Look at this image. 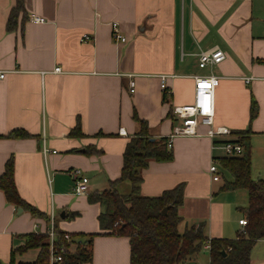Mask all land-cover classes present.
<instances>
[{
    "label": "crops",
    "instance_id": "0c3cea01",
    "mask_svg": "<svg viewBox=\"0 0 264 264\" xmlns=\"http://www.w3.org/2000/svg\"><path fill=\"white\" fill-rule=\"evenodd\" d=\"M24 1L25 13L8 30L16 0H0V72H6L0 77V179L12 158L20 196L44 215L9 202L0 186V261H34L39 247L14 252L25 244L23 235L58 228L100 233L92 261L84 264H131L130 237L101 229V204L75 193L73 170L89 178L90 191L109 188L121 176L140 120L152 139L169 137L177 124L174 106L194 100L196 75L221 77L215 124L232 133L212 139L205 126L202 135L177 136L172 160H150L142 169L140 192L158 196L183 184L181 232L205 222L208 238L237 237L249 195L221 189L229 175L219 157L227 156L223 144L234 141L236 131L250 129L252 176L264 178V0ZM32 14L45 21L30 20ZM114 25L126 41L114 37ZM216 46L226 59L201 68L199 54ZM253 101L258 112L251 118ZM15 129L29 135L8 136ZM214 160L219 180L210 171ZM118 186L131 190L129 181ZM204 250L210 264V249ZM250 264H264V238Z\"/></svg>",
    "mask_w": 264,
    "mask_h": 264
},
{
    "label": "trees",
    "instance_id": "16d2710c",
    "mask_svg": "<svg viewBox=\"0 0 264 264\" xmlns=\"http://www.w3.org/2000/svg\"><path fill=\"white\" fill-rule=\"evenodd\" d=\"M25 11V1L16 0V6L8 19V30L15 29L19 13ZM25 17L28 18L26 14ZM257 112L258 105L253 101L251 118H254ZM140 121L139 132L128 141L124 150L121 176L111 181L109 188L90 191L88 194L91 203L101 204L102 210L99 215L101 229L106 233L130 237L131 264H192L208 240L211 243L210 264H250L255 243L264 238V178L255 179L252 176L251 130L235 132L237 137L233 142L243 146L241 154L219 157L221 167L229 175L221 189L248 191L249 203L245 207H240L245 212L248 223L235 238H208L205 234V222L187 227L183 232L179 230L182 218L178 210L184 201L183 184L158 196L141 194L142 169L150 160H172L173 153L168 146V137L152 139L147 122ZM74 129L79 130L80 125ZM28 135L27 131L21 129H15L8 134L10 137ZM86 151L91 153L99 150L87 148ZM123 181L131 183L129 192H122L119 189L118 185ZM0 186L9 202L23 207L35 216L44 215L41 210L20 196L15 183L12 158L7 162L6 169L1 175ZM167 206L169 208L164 212ZM55 233V246L59 252H63L62 260L57 264H84L92 261L93 239L100 233H68L58 228H55ZM23 236L26 239L25 244L14 249V252L39 247L37 258L31 262L20 263H16L12 258L8 263L0 261V264H50L49 234L32 232ZM73 243L76 247L70 250ZM223 251H226V254Z\"/></svg>",
    "mask_w": 264,
    "mask_h": 264
},
{
    "label": "built area",
    "instance_id": "2783aa9c",
    "mask_svg": "<svg viewBox=\"0 0 264 264\" xmlns=\"http://www.w3.org/2000/svg\"><path fill=\"white\" fill-rule=\"evenodd\" d=\"M30 20L36 22H44L45 18L32 14L29 17ZM114 37L117 40L126 41V36L122 35L118 25H114ZM84 39H91L90 35L85 34ZM227 57L226 52L219 46L214 47L211 50L202 51L199 54V65L201 68L219 64L224 61ZM56 71H61V67H56ZM6 72H0V77L3 78ZM166 76L163 75V87H166ZM221 77L215 74L210 75H196V87L194 100L191 103L184 105L174 106L173 113L174 119L177 124H175L173 131L168 137V146L172 148L174 139L177 136H198L202 135V127H207L206 135L212 139L218 138L224 135H230L232 133L231 129L226 126H218L215 124V115H216V89L220 83ZM250 78H248V81ZM135 82L131 81V90H135ZM121 132H126L124 129H121ZM223 148L227 155L235 156L243 152V146L238 142L225 141ZM44 152L47 153L48 149L45 148ZM217 161L214 160L210 166V171L213 173V178L219 180L221 178L219 173V167ZM73 175L75 178V187L74 191L78 195L86 194L90 192L89 178L81 174L80 169L73 170ZM248 221L247 218L240 219V224L245 228ZM49 234V240L51 244V255H50V264H57L62 260V253L59 252V249L55 246L56 233L55 229L47 231ZM69 235H67L68 237ZM211 247V243L208 240L205 244V248Z\"/></svg>",
    "mask_w": 264,
    "mask_h": 264
},
{
    "label": "rangeland",
    "instance_id": "374dc122",
    "mask_svg": "<svg viewBox=\"0 0 264 264\" xmlns=\"http://www.w3.org/2000/svg\"><path fill=\"white\" fill-rule=\"evenodd\" d=\"M207 258H208V253L203 249L199 254V264H208Z\"/></svg>",
    "mask_w": 264,
    "mask_h": 264
},
{
    "label": "water",
    "instance_id": "95a60500",
    "mask_svg": "<svg viewBox=\"0 0 264 264\" xmlns=\"http://www.w3.org/2000/svg\"><path fill=\"white\" fill-rule=\"evenodd\" d=\"M227 141H230V140H227ZM232 142H233V141H232ZM168 208H169V206L165 207L163 211H164V212H167ZM21 209H22V208H21ZM223 253L226 254V251H223ZM192 264H194V262H192Z\"/></svg>",
    "mask_w": 264,
    "mask_h": 264
}]
</instances>
